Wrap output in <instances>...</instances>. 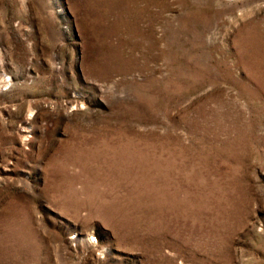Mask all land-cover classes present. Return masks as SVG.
<instances>
[{"label": "rangeland", "instance_id": "374dc122", "mask_svg": "<svg viewBox=\"0 0 264 264\" xmlns=\"http://www.w3.org/2000/svg\"><path fill=\"white\" fill-rule=\"evenodd\" d=\"M0 264H264V0H0Z\"/></svg>", "mask_w": 264, "mask_h": 264}]
</instances>
